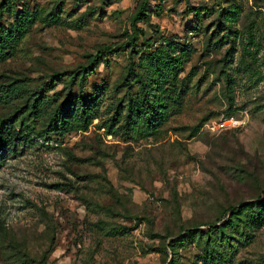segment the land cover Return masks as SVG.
<instances>
[{"label": "rangeland", "instance_id": "1", "mask_svg": "<svg viewBox=\"0 0 264 264\" xmlns=\"http://www.w3.org/2000/svg\"><path fill=\"white\" fill-rule=\"evenodd\" d=\"M1 130L0 264H264V0H0Z\"/></svg>", "mask_w": 264, "mask_h": 264}, {"label": "trees", "instance_id": "2", "mask_svg": "<svg viewBox=\"0 0 264 264\" xmlns=\"http://www.w3.org/2000/svg\"><path fill=\"white\" fill-rule=\"evenodd\" d=\"M113 50L114 49L109 47V46L102 47V49L98 51V54H96V56L89 61V64L91 66H93L95 64L94 62H96V60L98 58L99 53H101L102 51L103 52H109V51H113ZM89 70H91V68ZM66 99H71L69 102L70 106L74 105V99H72L69 94L67 95ZM77 105L80 108L79 113L80 114H82L83 112L85 113V110L87 108L86 107L87 103L84 102V98L79 99V103H77ZM127 114H128V119H129L130 123L133 125L136 121V118L138 117V111L136 113L133 109H129ZM132 117H134V121H133ZM15 140H16V138H14V137L10 138L6 134L3 135V130L0 131V160L4 159V156H5V153L7 151L8 146L13 144Z\"/></svg>", "mask_w": 264, "mask_h": 264}, {"label": "built area", "instance_id": "3", "mask_svg": "<svg viewBox=\"0 0 264 264\" xmlns=\"http://www.w3.org/2000/svg\"><path fill=\"white\" fill-rule=\"evenodd\" d=\"M245 122L244 118H236L230 115L225 118H219L217 121L213 122L211 126L214 132L220 133L227 129L243 127Z\"/></svg>", "mask_w": 264, "mask_h": 264}]
</instances>
